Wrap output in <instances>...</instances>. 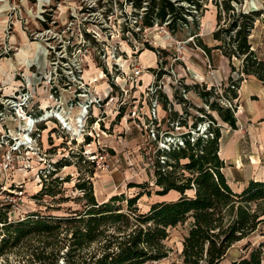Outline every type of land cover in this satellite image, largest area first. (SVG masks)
<instances>
[{"label":"rangeland","instance_id":"rangeland-1","mask_svg":"<svg viewBox=\"0 0 264 264\" xmlns=\"http://www.w3.org/2000/svg\"><path fill=\"white\" fill-rule=\"evenodd\" d=\"M201 1L202 8L191 9L198 18L199 36L213 45L216 40L212 32L219 26L217 7L213 0ZM229 1L236 11L263 10L254 21L249 39L264 55V0ZM178 2L190 6L185 0ZM145 3L142 0V6L134 7L131 0H0V210L7 211L11 219L28 212L68 214L82 209L85 198L75 186L79 179L92 181L98 201L113 193L133 195L149 187L150 193L144 192L137 199L141 210L156 200L178 195L155 192L158 186L153 184L154 168L148 159L156 148L148 126L152 92L147 84L157 85L159 93L172 98L181 79H206V87L215 85L221 93L229 83V74L233 79L239 76L240 58L232 56L236 66L232 72L226 57L215 55L221 54L217 49L209 58L190 35L172 34L164 22L142 26L138 16ZM230 18L222 12L221 25ZM145 48L156 52L155 63L145 66L140 76H133L132 65L141 63L139 53ZM192 63L193 67L202 65L203 80L197 79ZM242 77L237 88L238 95L242 91L235 111L237 127L220 119L217 122L221 127L222 170L234 190H240L248 178L264 177V111L254 113L247 106L249 102L263 103L264 108V83L252 74L242 73ZM183 96L195 106L206 107L194 90ZM173 107L180 109L181 104L174 100ZM190 111L200 114L196 107H190ZM80 113L84 114L82 119ZM213 114L219 118L215 111ZM166 115L161 101L157 116ZM63 116L66 123L62 126ZM81 123L85 124L84 131ZM200 127L202 130L204 124ZM161 128L167 125L161 122ZM169 130L178 134L185 129L175 126ZM161 131L159 144L168 138ZM80 155L89 161L77 163ZM61 157L70 163L52 170L53 162ZM63 177L67 179L60 181ZM131 182L144 185H129ZM41 187L45 191L39 193ZM122 204L125 207V201ZM256 205L264 208V200L253 201L252 207ZM189 220L167 228L168 235L163 239L167 255L146 264H171L182 259V239ZM41 239L30 235L6 246L0 264H41L33 259ZM263 239L264 220L247 236L234 241L220 264L247 253ZM53 240L62 244L64 235ZM98 245L91 243L80 255L88 258L99 252ZM65 249L52 251L58 264L66 261Z\"/></svg>","mask_w":264,"mask_h":264},{"label":"trees","instance_id":"trees-1","mask_svg":"<svg viewBox=\"0 0 264 264\" xmlns=\"http://www.w3.org/2000/svg\"><path fill=\"white\" fill-rule=\"evenodd\" d=\"M178 1L146 0L145 8L138 16L140 24L152 26L164 22L172 34L192 35L207 54L212 47L219 48L228 57L232 72L236 68L231 61L232 56L240 58L237 68L239 76L233 79V74H229V83L223 86L221 93L215 85L206 87L205 82H186L183 78L180 85L174 87L172 98L165 92L159 93L158 89L152 94L159 102L162 101L167 111L165 117L152 119L156 148L153 154V184L158 186L155 192L163 194L175 189L179 195L174 199L156 200L146 210H141L137 199L144 192L151 191L149 187H142L143 183L129 184L142 187L133 195L113 193L98 201L92 181L79 179L75 186L82 191L85 202L78 211L68 214L36 211L11 219L7 211L0 210V254L6 246L18 244L23 237L36 235L42 237V245L35 250L33 259L41 264H58V258L52 251L61 247L66 248L64 264H146L149 260H158L167 255L168 248L163 242L168 235L167 228L189 218L187 232L182 239V259L171 264H219L234 241L247 236L264 220V216H261L264 208H259L258 202L252 207L253 201L264 200V179L249 178L240 190L232 188L222 170L224 159L219 154L221 127L217 123L220 119L230 127H237V88L243 78L242 73L252 74L264 83V55L252 47L249 39L254 21L263 10L252 8L236 11L229 0H213L219 26L212 32L216 43L209 46L198 34V18L191 9L202 8V1L185 0L190 6ZM131 3L134 7L142 6V0H131ZM222 12L231 16L226 25L220 23ZM187 15H191V19ZM148 47L152 48L151 45ZM189 90H194L206 107L191 104L183 96ZM174 100L181 104L180 109L173 107ZM190 107H196L200 114L192 113ZM118 113L119 116L122 114L121 111ZM190 116L191 121L188 120ZM161 122L167 125L162 131ZM175 126L184 127L185 130L170 134L169 129ZM160 131L168 136L161 138L165 145L157 143ZM86 137L89 139L88 135ZM66 161L64 157L57 159L53 162L52 170L70 163ZM86 161L89 158L81 156L77 163ZM46 176L42 174V177ZM187 190L192 192L188 193ZM44 191V187H41L39 193ZM122 201H125V207ZM4 205L9 206L8 203ZM62 234L64 242L57 244L53 238ZM93 242L99 244V252L94 251L88 258L80 255L82 249ZM54 244L56 246L50 248ZM263 258L264 239L229 264H261Z\"/></svg>","mask_w":264,"mask_h":264},{"label":"crops","instance_id":"crops-1","mask_svg":"<svg viewBox=\"0 0 264 264\" xmlns=\"http://www.w3.org/2000/svg\"><path fill=\"white\" fill-rule=\"evenodd\" d=\"M209 46H212V45H209ZM213 49H217L221 54H215V55H219L222 59H223V57H226L225 55H223L222 54V52H221V50L219 49V48H217V47H212L211 49H210V52H209V54H207V56L209 57V58H212L213 57V54H212V50ZM140 61H141V65L142 66H153L154 65V63H155V56H156V52L153 50V49H148V48H145V49H143V50H141L140 51ZM226 59H227V61L229 62V59H228V57H226ZM203 61V60H202ZM192 65V67H193V63L191 64ZM195 67V68H194ZM193 68L194 69H196L195 70V73L197 74V76H198V78L197 79H202L203 80V78H205V76H203L204 74H202L201 73V68H202V65H200V63H196V65L194 66ZM148 77H150V76H148ZM206 80V79H205ZM205 80H203L204 82H205ZM207 81V80H206ZM242 86L243 85H241V88H242ZM240 92H241V94H240ZM242 96V91L241 90H239V97H241ZM241 102V101H240ZM240 104V103H239ZM242 104V103H241ZM241 107H242V105H240ZM247 106H249V107H251V109H252V111L254 112V113H259L260 111H264V108H261V107H263V103H261V104H259V103H254L253 105L252 104H250V102H249V104L247 105ZM242 110V109H241ZM237 119L239 120V118L237 117ZM221 146V145H220ZM220 146H219V153H220V151H221V149H220ZM221 148H222V146H221ZM237 152L235 151V153L233 154V155H235ZM254 156V155H253ZM249 179V178H248ZM248 179L245 181V183H244V185H246V183H247V181H248ZM254 179H264V177L263 178H255L254 177ZM243 185V186H244ZM242 186V187H243ZM241 187V188H242ZM240 188V189H241ZM170 191H172V192H175V193H178V195H179V192L177 191V190H175V189H170L169 191H167V192H170ZM166 192V193H167ZM177 195V196H178ZM176 196V197H177ZM175 197V198H176ZM172 199H174V198H172ZM167 200V199H166ZM169 200V199H168ZM224 258V257H223ZM222 261V260H221ZM221 261H220V263H221ZM231 261V260H230ZM230 261H229V263H230ZM219 263V264H220ZM228 263V264H229Z\"/></svg>","mask_w":264,"mask_h":264},{"label":"built area","instance_id":"built-area-1","mask_svg":"<svg viewBox=\"0 0 264 264\" xmlns=\"http://www.w3.org/2000/svg\"><path fill=\"white\" fill-rule=\"evenodd\" d=\"M190 38H193V36H189ZM132 73H133V76H140L141 72L144 71V69L146 68L145 66H142L141 63L139 62H136L132 65ZM156 73H152V76L155 77ZM131 80V79H130ZM157 85L154 86V84L150 83L149 85L147 84V90L151 91L152 94L155 92V90L157 89ZM151 94V99H150V108H149V112H148V116H149V131H150V135L152 136L151 138L154 139L155 138V124L153 122V118H156L157 120H159V117L157 116V111H158V106H159V100L155 97V96H152ZM112 95L110 96V98L112 99ZM119 106V105H118ZM122 106V105H121ZM120 106V107H121ZM84 115V114H83ZM82 115V116H83ZM81 118V117H80ZM63 124L62 126L66 123V117L63 116ZM82 119V118H81ZM79 119V120H81ZM158 123V122H157ZM81 127V131H84L85 130V124L84 123H81L79 125ZM159 145H165L164 142H162V144H159ZM149 164L154 167V156L153 157H149Z\"/></svg>","mask_w":264,"mask_h":264},{"label":"bare ground","instance_id":"bare-ground-1","mask_svg":"<svg viewBox=\"0 0 264 264\" xmlns=\"http://www.w3.org/2000/svg\"><path fill=\"white\" fill-rule=\"evenodd\" d=\"M81 111H82V110H81ZM82 112H84V111H82ZM79 115H80V117H81L83 114H82V113H80ZM57 117H58V116H57ZM59 118H60V117H59ZM67 128H68V127H67ZM76 135H77V134H76ZM79 137H80V136H79Z\"/></svg>","mask_w":264,"mask_h":264}]
</instances>
